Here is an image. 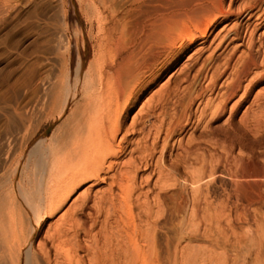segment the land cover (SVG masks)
Instances as JSON below:
<instances>
[{
    "label": "bare ground",
    "instance_id": "bare-ground-1",
    "mask_svg": "<svg viewBox=\"0 0 264 264\" xmlns=\"http://www.w3.org/2000/svg\"><path fill=\"white\" fill-rule=\"evenodd\" d=\"M129 4L128 32L124 25L103 26L100 32L109 43L116 31L121 34L126 31L128 42L115 45L111 55V47L103 46L102 37L97 36L93 80L88 74L92 64L86 60V40L77 47L75 74L70 70L61 112L69 108L70 102L72 107L55 124L46 147L37 157L34 171L39 188L34 185L37 189L32 193L34 197L23 200L24 220L29 227L21 221L18 230L13 228L1 238L3 252L10 254L18 248L15 264H40L38 258L43 264L57 260L58 264H85L87 256L88 261L93 258L90 264H128V258L131 264H179L180 234L207 237L211 228L217 237L209 242V250L218 247L226 234L223 221L228 203L220 200L213 207L207 202V193L202 187L205 179L230 164L229 156L233 158L234 169L238 167V171L231 172L232 168L229 173L234 186L231 191L236 219L248 221L252 218L251 209L264 206V162L256 157L248 160L234 157L227 145L231 141L226 142L228 130L225 128L233 127L234 114L248 102L253 88L264 82V0H229L228 4L226 0H129ZM233 20L196 69L195 76L200 75L205 86L195 96L190 93L191 87L187 88L190 97L179 105L180 114L168 115L165 111L164 106L174 93L165 86L160 89L159 98H155L156 104L146 107L145 114H136L125 124V114L155 80V77L148 78L154 67L164 63L175 49L186 52L198 39H201L198 44L203 45L198 50H204L210 29L218 22ZM193 67L194 64L190 69ZM260 100L264 101L263 87L239 117V122L248 129L264 124V102ZM194 106L191 115L188 111ZM226 112L222 125L211 127L210 123L222 119ZM201 124L204 125L199 137L174 138L187 126L196 129ZM202 142L208 149L199 154ZM127 148L129 157L119 162L118 157ZM157 153L159 156L155 158ZM142 171H147L145 190L137 183V175ZM184 171L189 172L190 180H181ZM154 178L149 184L148 180ZM87 182L105 183L106 188L99 195H93V199L87 191L81 195L63 215L61 224L47 235L50 247L46 249V242L39 244L38 241L35 247L34 241L44 220L57 213L76 189ZM167 203L171 204L173 213L180 212L183 218L179 224L176 222L178 225L173 231L169 230L174 235L166 237L167 256L162 259L158 253L157 224L166 216ZM203 203L207 206L202 212L205 216L199 213ZM204 219L207 223L203 230ZM191 222L196 226L192 227ZM263 227L262 224V230ZM82 238L89 245L83 244ZM26 242L28 247L23 256L21 246Z\"/></svg>",
    "mask_w": 264,
    "mask_h": 264
},
{
    "label": "rangeland",
    "instance_id": "rangeland-1",
    "mask_svg": "<svg viewBox=\"0 0 264 264\" xmlns=\"http://www.w3.org/2000/svg\"><path fill=\"white\" fill-rule=\"evenodd\" d=\"M228 3L229 0H226V4ZM129 9V0H0V264H11L13 262L15 264L14 258L18 248L16 247L14 252H10V254L3 252L1 238L13 228L18 230L21 221H23V225L25 223V227H29V225H26V220H24L25 206L23 200L25 198L31 199V196L33 198L32 193H36L39 188L37 186L39 182L35 176L37 157L46 147L48 139L54 131L55 124H59L68 114L69 108L72 107V102H70L69 108L65 112H61L70 70H72L73 75L75 74L77 47L81 46L84 39L86 40V60L87 63L91 61L92 64L89 65L88 74L93 80L96 72L94 48H96L97 36L102 37L100 32L103 26L106 28L113 25L118 27L124 25L128 32ZM102 18L105 19L101 20ZM218 23L210 29L211 34L204 44V50H198L199 47L203 46L198 44L201 41V39H198L186 52L175 49L173 54H170L171 56L162 63L163 65L159 63L153 68V72L151 71V76L148 78L155 77V80L152 85L146 87L140 99L125 114L126 125L130 123L134 115L145 114L150 106L156 104L157 100L155 98L158 97L165 86H168L170 90H174L175 93H172L171 98L169 97L167 104L164 106L168 115L180 114L182 109L180 106L187 102L190 93H192L191 95H197L201 92L205 82L200 75L195 76V71L200 67V63L203 62L202 60L206 58L207 54H210L214 44L216 45L217 41L226 33V29L234 23V20L230 23L229 21ZM226 24L228 25L224 28ZM127 32L121 34L116 31L112 34V40L109 43L103 37L100 42L103 46L109 45L112 50L111 55H113L115 45L128 42ZM122 40L124 41L122 42ZM69 43H71V53L69 52ZM220 50L222 51V49ZM220 50L217 54L221 52ZM193 64L195 67L190 69ZM157 68H160L159 71ZM184 79H186L185 82ZM188 87H191L192 92H188ZM262 87L264 88V82L254 87L248 102L243 104L234 114L233 127L225 126L228 130L226 142H233H228L227 145H230L232 154L237 159L248 160L251 157H256L260 162H264V127H262L264 124L260 127L248 129L239 122V117L245 107L252 100L253 95ZM203 93L205 94V91ZM194 96H192V99ZM183 98H186V101ZM259 102L263 103L264 101L260 100ZM195 107L188 111L189 114L190 112L191 115L193 114ZM141 108L142 111H140ZM175 108L177 112L174 111ZM226 115L227 112L222 119L210 123L211 127L216 128L222 125L223 120L227 117ZM251 116L252 113H249L248 118H251ZM262 117L264 119V116ZM202 125L204 124L196 129L190 128L191 125L187 126L183 132L178 131V135H175L174 138L186 140L189 135L197 138L203 131ZM128 149L118 157L119 162H123L129 157ZM205 149L207 150L208 147L202 142L198 153H202L203 150L206 151ZM158 156L159 153L156 154L155 158ZM230 158V164L227 165L229 167L219 168L213 177L205 179L207 180L206 183L205 180L203 181V186L207 187H202L204 192L207 193V202L211 203L213 207H216L220 200L228 203H226L227 215L223 221L226 231L224 241H220L218 247L209 250L211 248L209 242H214L217 237L214 234V228L210 229V236L207 237L201 236V238H198V236L184 233L178 235L179 248L177 252H179L177 258L180 261L179 264H193L195 259H197V263L194 264H264V232H262L264 227L263 230L261 229V225L264 226V206H256V209L250 210L251 221L244 222L243 220L239 221L238 218L236 219L235 206H233L235 205V199L232 198L234 197L232 193L234 186H232L231 174L229 173L238 171V167H235L236 170L234 169V163L231 162L233 158L229 156ZM34 163L36 164L34 165ZM189 175V172L184 171L181 180L189 179ZM146 176L147 171H142L137 175V183H141L140 186L142 185L143 190L146 189L144 186ZM153 180L155 178L152 181L148 180V183L152 184ZM91 184L87 182L79 186L57 213L44 220L40 233L34 241V246L38 242L39 244L46 242L44 247L49 248L50 243L47 235L51 234L53 229L61 224L63 215L73 207V202L78 200L86 191L93 199V195L96 193V195H99L106 188L105 183ZM34 185L37 189L34 188ZM16 186H19V188ZM182 188L179 190H183ZM187 191L189 197L190 189L188 187ZM181 192L183 193V191ZM182 196L185 195L182 194ZM20 198L22 205L19 203ZM166 206V216L157 224V228H159L157 229L158 253L162 259L167 256L166 237L174 235L169 230L173 231L172 229L183 218L182 213L172 212L170 203H167ZM206 208L207 206L203 203L199 212L200 215H203V210H206ZM185 219L187 220V215ZM206 219L202 220V223H204V225L201 224L203 230L207 223ZM194 223L191 222L192 227L196 226V223ZM201 226L200 230H202ZM200 232L203 233L204 231ZM252 232L254 233L252 234ZM85 240V238H82V243L89 245V242ZM206 245L208 247H205ZM27 247V242L21 246L23 256H25ZM52 255L51 257H54ZM80 255H84V252H81ZM85 258V264H90L93 261L92 257V260L89 258L90 261L87 260L88 256ZM38 260L40 264H43L41 258H38ZM130 261L128 258V264H131ZM57 262L53 264H58Z\"/></svg>",
    "mask_w": 264,
    "mask_h": 264
}]
</instances>
